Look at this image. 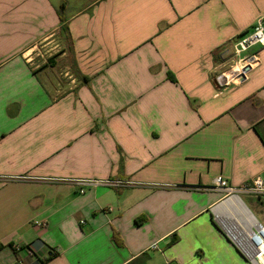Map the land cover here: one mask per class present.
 Instances as JSON below:
<instances>
[{
  "label": "crops",
  "instance_id": "obj_1",
  "mask_svg": "<svg viewBox=\"0 0 264 264\" xmlns=\"http://www.w3.org/2000/svg\"><path fill=\"white\" fill-rule=\"evenodd\" d=\"M262 16L264 0H0V264H251L230 227L241 208L264 227V197L214 182L264 181V46L244 80L223 75ZM38 48L61 53L40 67ZM87 179L129 184L80 194Z\"/></svg>",
  "mask_w": 264,
  "mask_h": 264
},
{
  "label": "built area",
  "instance_id": "obj_2",
  "mask_svg": "<svg viewBox=\"0 0 264 264\" xmlns=\"http://www.w3.org/2000/svg\"><path fill=\"white\" fill-rule=\"evenodd\" d=\"M264 46V16L260 17L250 30L238 36L233 46V63L223 73L225 75V84L234 80L239 82L242 76L246 77V68H252L259 60L257 52H250V49ZM228 76V77H227ZM231 79V80H230ZM229 80V81H228ZM78 187L79 193L84 194L85 188L102 186L112 189H122L129 183L112 179L98 180H72ZM215 188L224 191L229 196L252 195L258 198L264 197V181L257 177L243 183L240 186H231L222 179H215ZM235 244L240 251L246 256L251 264H264V227L257 223V226H250L247 232L236 233L233 236ZM151 250H157L156 245L151 246ZM169 264V263H168Z\"/></svg>",
  "mask_w": 264,
  "mask_h": 264
},
{
  "label": "bare ground",
  "instance_id": "obj_3",
  "mask_svg": "<svg viewBox=\"0 0 264 264\" xmlns=\"http://www.w3.org/2000/svg\"><path fill=\"white\" fill-rule=\"evenodd\" d=\"M237 201V200H236ZM241 205V204H240ZM225 207V206H224ZM226 208V207H225ZM229 208V207H228ZM231 209V208H230ZM233 209V208H232ZM238 209V208H237ZM233 211V210H232ZM225 213V212H224ZM228 213V212H227ZM223 214V213H221ZM230 214V213H229ZM223 217V216H222ZM232 217V216H231ZM229 218V217H228ZM233 218V217H232ZM237 218V223L235 225H232L230 227V233L233 232V234L236 233H244L248 231V228L250 226L256 227L257 226V221L245 210L241 208V215L236 216ZM230 221V219H229ZM225 223V222H224ZM229 224V223H228Z\"/></svg>",
  "mask_w": 264,
  "mask_h": 264
},
{
  "label": "rangeland",
  "instance_id": "obj_4",
  "mask_svg": "<svg viewBox=\"0 0 264 264\" xmlns=\"http://www.w3.org/2000/svg\"><path fill=\"white\" fill-rule=\"evenodd\" d=\"M65 47H67V43H65ZM56 51H58V53H54V54L52 52L46 53V50H44L43 48H38L29 57L32 58L33 64L39 65L41 67L43 65L42 63L43 60H47L48 58L53 56L55 57V55H59L61 53L59 49H56ZM250 51L252 52L253 49H250ZM38 52L40 54H36ZM50 54H52V56H49ZM242 198L245 200L244 196H242Z\"/></svg>",
  "mask_w": 264,
  "mask_h": 264
},
{
  "label": "water",
  "instance_id": "obj_5",
  "mask_svg": "<svg viewBox=\"0 0 264 264\" xmlns=\"http://www.w3.org/2000/svg\"><path fill=\"white\" fill-rule=\"evenodd\" d=\"M247 72L250 70V68L248 67V68H246L245 69ZM245 79V77L244 76H242V80H244Z\"/></svg>",
  "mask_w": 264,
  "mask_h": 264
}]
</instances>
